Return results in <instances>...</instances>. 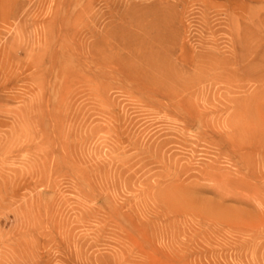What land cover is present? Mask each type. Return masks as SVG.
Returning a JSON list of instances; mask_svg holds the SVG:
<instances>
[{
	"label": "rangeland",
	"instance_id": "obj_1",
	"mask_svg": "<svg viewBox=\"0 0 264 264\" xmlns=\"http://www.w3.org/2000/svg\"><path fill=\"white\" fill-rule=\"evenodd\" d=\"M93 28L127 32L135 42L149 32L167 38L176 50L184 45L189 54L212 51L225 59L244 37L257 51L256 58L264 57V0H0V173L6 177L0 179V264H264V246L237 249L244 239L264 245V233L243 237L231 225L216 227L214 220L264 221V206L240 202L223 184L203 180L201 172L215 156L204 143L195 144V129L182 135V124L173 114L144 105L114 78L103 79L110 83L106 104L88 98L82 88L68 95V103L55 93L53 66L65 75L86 72L84 59L73 50L79 45L74 37L81 39ZM225 93H209L204 101L218 104ZM227 117L209 121L222 124ZM90 129L96 135L86 141ZM166 141L174 142L166 149L168 156L197 169H163L160 163L143 162L148 147ZM57 157L63 172L59 188L51 191L49 171L42 169H55ZM110 161L129 170L126 184L115 186L114 169H105V178H87L79 187L96 199L90 206L116 213L115 220L146 227L126 241L134 255L116 258L121 234L105 228L102 235L104 214L69 229L67 224L53 227L45 214L35 222L23 217L26 224L15 221L13 211L37 193H43L42 203L56 207L68 200L62 221L74 218L71 210L83 198L72 188L71 169L85 174L90 164ZM220 167L215 173L229 180L241 176L224 160ZM31 175L42 179L43 186L14 195V185ZM167 193L176 207L167 222L165 217L146 224L131 210L146 202L153 205V194L163 201ZM100 235L102 241L96 242ZM172 237L177 256L167 248Z\"/></svg>",
	"mask_w": 264,
	"mask_h": 264
},
{
	"label": "bare ground",
	"instance_id": "obj_2",
	"mask_svg": "<svg viewBox=\"0 0 264 264\" xmlns=\"http://www.w3.org/2000/svg\"><path fill=\"white\" fill-rule=\"evenodd\" d=\"M92 22L96 24L98 20L93 18ZM123 33L112 34V31L106 29L100 33L93 28L84 33L81 39L76 38V35L74 40L79 45L77 44L78 47L73 50L84 59L86 72H70L65 75L58 71L57 65L53 66L58 72L54 77L57 81L55 93L62 96L63 102L68 103L67 100L71 98L68 95L82 88L87 92L88 98L106 104V91L110 83L103 79L114 78L144 105L151 108L155 106L154 108L166 114H173V117L182 124L180 131L182 135L192 129L196 130L198 142L195 144L204 143L213 150L215 156L213 163L203 168L205 169L201 172L203 180L223 184L227 187H223L225 192L229 189V192L232 191L240 202L250 203L254 200L260 207L264 206V57L258 60L257 51L244 37L238 39V48L232 56L225 59L219 58L218 54L212 51L201 53L192 51L189 54L184 45L176 50L173 42L158 35L151 37L149 32L146 33L148 38L139 40L137 37L139 42H135V39L133 40L135 37L130 33ZM121 37L125 40L120 39ZM62 42L64 43L65 40ZM61 47L63 48V44ZM40 90H43L42 87ZM221 90L226 93L222 99H217L218 104H206L204 97ZM226 113L228 117L222 124L221 122L213 124L209 121L212 117L223 116ZM95 135L94 130L89 131L86 141ZM172 143L174 142L154 143L148 147L143 162L148 161V165L160 163L163 169H197L182 164L173 156H168L166 149ZM193 152L195 151L192 150ZM56 159L55 169H42L49 171L51 183L48 187L51 191L59 188L58 179L63 172L58 166L61 165L59 158ZM222 160L237 169V173L241 176L236 180H229L224 175L216 174L217 169H223L220 167ZM90 165L85 174L79 169H71L70 176L74 183L72 188L75 191L79 190L78 196L83 198V202L77 203L80 209L75 207L71 210L76 212L74 218L64 223L62 221L61 216H64L63 209L69 203L68 200H60L56 207L55 203H42L43 193H37L30 202L27 201L13 211L15 221L24 222L21 221L23 217L29 222H35L39 218L38 215L45 214L50 222L56 224V226L52 225L53 227L60 228L63 224H67L69 229L73 227L72 225L91 223L93 219L104 214L103 227L100 231L102 235L107 231L105 228H112V235L121 234L118 238L121 240V245L115 253L116 258L132 256L134 254L131 247L129 248L130 242L126 241L132 238L133 234L142 235L140 229L146 227H141L138 223H129L126 219L115 220L116 213L90 206L96 199L87 190L79 187V182L86 181L87 178L92 181L105 178V169H114L115 186L126 184L129 180L126 179L129 170L123 169L122 165H116L114 161L104 165ZM5 178L0 173V179L5 180ZM260 182L262 185L259 184ZM39 186H43L42 179L31 175L30 178L15 184L12 192L14 195L22 189L34 192ZM86 188L92 190L91 184H86ZM197 188L202 189V187ZM163 197V201L157 200L156 194H153V205L146 202V205H136V208L132 207L131 210L137 212L140 220H145L146 224L153 220L162 221L165 217L167 222L170 218L169 212L175 211L176 207L172 205L174 199L170 193L164 194ZM123 208L124 206L121 207ZM183 213H186V210ZM214 220L216 227L231 225L243 237H252L260 231L264 233V221L223 218ZM36 229L29 230L28 233L32 235ZM102 235L96 237L95 241L101 242ZM263 246L257 243L256 239H244L238 244L237 249L247 252L259 250ZM167 248L177 256L173 237L171 240L169 238ZM146 257V254H141L143 260Z\"/></svg>",
	"mask_w": 264,
	"mask_h": 264
}]
</instances>
